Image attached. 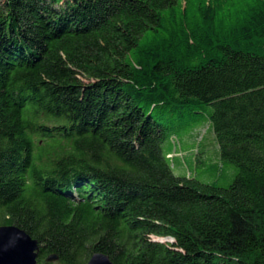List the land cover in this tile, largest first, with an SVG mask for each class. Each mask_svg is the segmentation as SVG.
Segmentation results:
<instances>
[{"label":"trees","instance_id":"obj_1","mask_svg":"<svg viewBox=\"0 0 264 264\" xmlns=\"http://www.w3.org/2000/svg\"><path fill=\"white\" fill-rule=\"evenodd\" d=\"M0 226L39 264H264V0H0Z\"/></svg>","mask_w":264,"mask_h":264},{"label":"water","instance_id":"obj_2","mask_svg":"<svg viewBox=\"0 0 264 264\" xmlns=\"http://www.w3.org/2000/svg\"><path fill=\"white\" fill-rule=\"evenodd\" d=\"M39 242L14 226H0V264H39ZM49 262L57 261L55 256ZM88 264H113L108 256L97 253Z\"/></svg>","mask_w":264,"mask_h":264},{"label":"rangeland","instance_id":"obj_3","mask_svg":"<svg viewBox=\"0 0 264 264\" xmlns=\"http://www.w3.org/2000/svg\"><path fill=\"white\" fill-rule=\"evenodd\" d=\"M167 241V240H166ZM57 263V262H56Z\"/></svg>","mask_w":264,"mask_h":264}]
</instances>
